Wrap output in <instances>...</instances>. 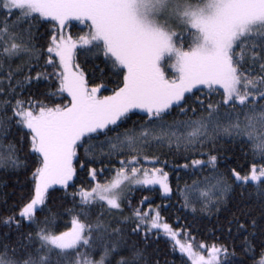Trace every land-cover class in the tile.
<instances>
[{"label":"snow or ice","instance_id":"1","mask_svg":"<svg viewBox=\"0 0 264 264\" xmlns=\"http://www.w3.org/2000/svg\"><path fill=\"white\" fill-rule=\"evenodd\" d=\"M72 18L88 31L65 33ZM78 49L99 61L89 72ZM204 86L220 99L196 96ZM133 109L142 118L107 135ZM225 140L240 151L220 168ZM163 149L184 161L175 190L142 164ZM0 169L32 181L0 216V264H161L160 239L180 264H264V0H0ZM182 172L196 178L181 187ZM150 185L192 213L227 211L216 230L233 245L197 241L193 221L168 222L149 197L133 203Z\"/></svg>","mask_w":264,"mask_h":264},{"label":"trees","instance_id":"2","mask_svg":"<svg viewBox=\"0 0 264 264\" xmlns=\"http://www.w3.org/2000/svg\"><path fill=\"white\" fill-rule=\"evenodd\" d=\"M50 27L51 24H47L44 27L40 28V31L43 32L45 28H50ZM66 28L74 37L88 31L87 23H81L80 20H77L75 18H72L69 22H66ZM75 60L77 63L81 65L82 68L85 69L86 72H89L93 64L99 63V61H96L93 57L86 56L85 53L79 49L76 52ZM95 82L99 83L100 81L96 80ZM104 83L107 85V90H101L98 93V95L102 96L104 94L110 93L111 88L114 86V78H106ZM193 91L195 92L196 96H199L201 99L208 100L209 102H215L216 100L220 99L219 92L215 90L209 91L206 86L200 87L199 90L193 89ZM67 98H68L67 94H64V99L66 100ZM56 102L60 103L61 100L57 99ZM132 112L135 113V115H133L132 113L129 114L131 116V120H129L127 124H122L120 126V129H114L113 132L107 133V135H114L116 131H120L124 127L130 126L133 120L142 118V111L132 110ZM9 139H11V137ZM101 139H103V137H101ZM223 145L224 148H222L220 152L221 155V162L219 164L220 168L224 167V162H223L224 156L232 157L234 155V151L236 153H239L240 151L239 145H236L235 150L233 151L232 150L233 146L227 140L223 141ZM224 149H229V151H224ZM154 154L159 156L161 161L160 164L145 163L143 161L142 164H144V166L147 168L161 167L164 169V171H167L169 173V182L173 187V189L175 190L177 184L176 172L174 171L172 165L182 164L184 162L183 159L169 153L167 149H163L161 150V152H157ZM78 155H80V158L83 159L80 150H78ZM191 158L192 157H189V159ZM197 158L206 160L207 156L205 155ZM248 160H249V165L251 163H257V164L262 163V161L258 159L253 161L251 160L250 157L248 158ZM165 161L167 163H165ZM231 162L232 161L229 160V163ZM74 164L76 165L77 174L79 177V178H74L75 184L79 185L82 182L87 183L88 182L86 175L87 170L86 169L83 171L81 170L80 163L78 160L74 159ZM91 166L97 168L101 167L99 163H96ZM105 166H107V161H105ZM105 175H108V173H106ZM181 177H182L180 180L181 187L184 185L185 181L191 183L192 179L196 178L195 176H191L183 172L181 173ZM31 183H32L31 170H29L28 172L20 171L18 174H13L10 171H5L3 169H0V216L11 215L13 211L14 212L19 211L18 208L12 209L11 211H6L5 209L8 208L10 205H12L14 202H20L19 194L22 192H26L28 190L27 186H30ZM5 184L7 185V187L4 186ZM21 185H25L26 187H21ZM53 187L61 188L62 186L55 185ZM72 190L74 189L72 188L69 189V191ZM13 192H15L16 195H11ZM4 194H9L10 196L7 205H5L3 202ZM133 196H134L133 203H138L143 197H149L148 203H151L153 205H162L161 214L162 216L166 217L168 219V222L170 223L173 222L177 216H180L182 218L181 224L185 223L186 221H193L192 228L198 229L193 232V235L196 237L197 241H205L207 243H211L213 240H215L217 243H226L230 247L234 243L230 239L221 238V232L219 230H216L217 219L219 218L222 220L225 216L228 215V212L225 211L224 209H222L219 214H213V215H208L206 213H200V212L192 213L190 208L189 209L183 208L181 199L178 194H175L174 192L173 194H168V196L166 197L165 194L162 193V191L160 190L159 185L141 186L139 190L137 189L133 190ZM25 199H27V197H25ZM147 206H148L147 203L143 205L145 209L147 208ZM230 206H231V202L229 205L225 206V208ZM65 207H70V205H65ZM197 207L199 208V205H197ZM194 217L195 219H193ZM60 220H61L60 228L62 230L65 224L70 220V216L67 215L62 216L60 217ZM174 226L179 227V225H174ZM181 239H183V237ZM235 244H236V252L239 257V254L241 253L239 241L238 240L235 241ZM158 245L161 250V254L159 256V259L161 260V264H164L165 260L170 262L175 261L176 264H180V255L170 254L171 250L166 245L164 239H160L158 241ZM81 251H84V249H81ZM89 255L95 259H99L100 257L99 252L92 253L90 250H89ZM188 264H190V261H188Z\"/></svg>","mask_w":264,"mask_h":264},{"label":"rangeland","instance_id":"3","mask_svg":"<svg viewBox=\"0 0 264 264\" xmlns=\"http://www.w3.org/2000/svg\"><path fill=\"white\" fill-rule=\"evenodd\" d=\"M81 23H83V22H81ZM64 32H65V33H70V32L67 30L66 25H65V27H64ZM85 33H86V32H85ZM70 34H71V33H70ZM73 37H74V36H73ZM165 71H166V74H167L169 77H171L172 75L175 74V69H174V68H171V67H168V66H166ZM109 94H110V93H109ZM109 94H104V95H109ZM102 96H103V95H102ZM133 110L142 111V110H140V109H133Z\"/></svg>","mask_w":264,"mask_h":264}]
</instances>
